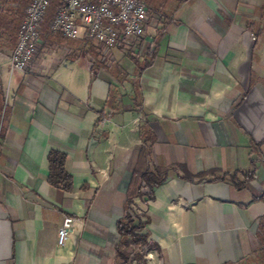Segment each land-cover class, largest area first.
I'll return each instance as SVG.
<instances>
[{"label":"crops","instance_id":"obj_1","mask_svg":"<svg viewBox=\"0 0 264 264\" xmlns=\"http://www.w3.org/2000/svg\"><path fill=\"white\" fill-rule=\"evenodd\" d=\"M165 7L169 19L154 10L133 53L87 42L82 30L67 39L42 21L28 70L9 72L19 78L0 131V264H118L116 222L144 121L150 158L169 168L153 199L138 202L155 245L144 264H264V0ZM158 37L139 78L144 116L135 107L132 57ZM1 44L0 68L8 61ZM2 96L0 80V106ZM50 149L67 155L71 192L47 182ZM251 159L255 175L243 187L216 179L249 170ZM67 215L73 233L59 250Z\"/></svg>","mask_w":264,"mask_h":264},{"label":"trees","instance_id":"obj_2","mask_svg":"<svg viewBox=\"0 0 264 264\" xmlns=\"http://www.w3.org/2000/svg\"><path fill=\"white\" fill-rule=\"evenodd\" d=\"M30 0H0V42L3 39H11L12 43L16 41V33L18 26L25 15V9ZM174 3H180L186 0H172ZM63 0H54V11L49 12V17H54L56 10L62 5ZM157 6H152L150 9L161 10L157 14L158 20H161V15H164L167 20L169 15L163 12L165 6L170 3L169 0H151ZM174 7V6H173ZM172 14V13H170ZM264 17V11L263 16ZM47 24L48 21L45 20ZM12 37V38H11ZM159 37L154 38L149 49L146 50L142 58L138 56L132 57L136 66V75L133 83L135 92V107L136 111L146 114L142 109V98L139 88V78L142 71L152 64L158 50ZM139 135L141 138V146L137 163L131 172V178L126 188V198L123 205V214L116 222V232L118 241L114 246L115 256L118 264H144L146 253L155 248V245L149 241V233L146 229L148 218L144 209L138 203H145L152 200L154 197V188L163 183L167 177L169 168H161L155 165L150 158L149 149L152 146L154 139L148 121H144L139 127ZM264 144V139L259 145ZM66 153L50 149L47 153L48 174L47 182L55 188L65 192L73 190V177L67 171ZM143 160V161H142ZM143 163L146 166H143ZM256 165L254 160H250V169L247 171H235L231 174H225L223 177L216 179L229 178L230 182L236 187L241 188L247 181L255 175ZM240 175V176H239ZM240 178V179H239ZM193 178H190L192 180ZM137 246L138 251L132 252L131 246Z\"/></svg>","mask_w":264,"mask_h":264},{"label":"built area","instance_id":"obj_3","mask_svg":"<svg viewBox=\"0 0 264 264\" xmlns=\"http://www.w3.org/2000/svg\"><path fill=\"white\" fill-rule=\"evenodd\" d=\"M50 0H30L21 20L16 42L8 56L9 72H25L37 52L41 23ZM148 8L142 0H63L50 23L52 33L77 38L81 30L87 42L101 48L121 47L134 52L136 41L149 32ZM74 218L64 216L56 232L59 250L68 248Z\"/></svg>","mask_w":264,"mask_h":264},{"label":"rangeland","instance_id":"obj_4","mask_svg":"<svg viewBox=\"0 0 264 264\" xmlns=\"http://www.w3.org/2000/svg\"><path fill=\"white\" fill-rule=\"evenodd\" d=\"M142 2L148 8V19H149L148 25L154 26L155 19H154V16L151 15L153 10L150 9V7L152 6V3L154 4V2H151V0H142ZM157 2H158V0H157ZM54 5H55L54 0H50L49 7L46 10V13H45V16L43 19L44 23H45V20L48 21V23H51L53 18L49 17V12L54 11V8H55ZM166 14L169 15L168 13H166ZM163 16L164 15H161V18H162L160 20L161 22H164L166 20V18ZM154 33H155V30L153 28V30L151 32V37H153ZM1 42H2L1 47H2L3 51L5 53H8V56H9L10 51L13 48L14 42L12 43L11 39H3ZM99 50L101 51L100 53L103 54L104 56L108 55V52H104L102 49H99ZM18 78H19L18 75L12 76L11 79L9 80L8 61L5 62L4 64H2V67L0 68V80L2 81V85H3V96H2V98L4 99V101L1 102V106H0V131L2 130L1 131L2 133H3V130L5 129V127L7 126L6 124L9 120L8 113L11 110V105L13 104V100H12L11 96L13 93L14 86H15V84H17ZM0 140H1V138H0Z\"/></svg>","mask_w":264,"mask_h":264}]
</instances>
